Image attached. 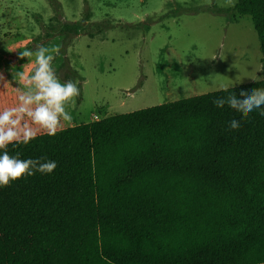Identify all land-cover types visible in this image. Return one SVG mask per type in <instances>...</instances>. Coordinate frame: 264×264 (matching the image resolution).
I'll return each instance as SVG.
<instances>
[{"label":"trees","instance_id":"1","mask_svg":"<svg viewBox=\"0 0 264 264\" xmlns=\"http://www.w3.org/2000/svg\"><path fill=\"white\" fill-rule=\"evenodd\" d=\"M233 11L250 17L264 68V0ZM256 87L264 79L9 145L57 168L0 186V264H264V108L244 119L213 103ZM17 103L0 83V111Z\"/></svg>","mask_w":264,"mask_h":264},{"label":"rangeland","instance_id":"2","mask_svg":"<svg viewBox=\"0 0 264 264\" xmlns=\"http://www.w3.org/2000/svg\"><path fill=\"white\" fill-rule=\"evenodd\" d=\"M234 6L225 0H0V73L7 80L0 83L18 94L24 84L15 73L36 67L35 56L21 60L19 51L58 48L57 75L79 87L66 105L73 119L62 121L64 129L256 82L264 78L259 42L250 17ZM177 72L194 82L178 81Z\"/></svg>","mask_w":264,"mask_h":264},{"label":"clouds","instance_id":"3","mask_svg":"<svg viewBox=\"0 0 264 264\" xmlns=\"http://www.w3.org/2000/svg\"><path fill=\"white\" fill-rule=\"evenodd\" d=\"M235 2L225 0L226 6H234ZM58 53V48L50 49L42 44L37 45L35 50L18 53L21 60L35 56L36 67L30 73L22 70L15 73V78L24 84V87L16 88L18 103L0 111V151L3 153L0 154V186H9L10 182L36 173L51 174L57 168V162L46 157L21 159L19 152L9 155L7 147L13 144L27 145L41 132L54 137L62 127V121L73 119L66 105L79 95L78 82L61 81L53 67L55 54ZM261 79L264 78L257 76L252 80L258 83ZM0 81H7L2 73ZM213 103L217 108L227 105L247 119L255 110L264 108V87L242 90L239 98L231 91L227 96L217 97ZM260 115H264V111ZM229 127L238 130L241 121L233 119Z\"/></svg>","mask_w":264,"mask_h":264},{"label":"crops","instance_id":"4","mask_svg":"<svg viewBox=\"0 0 264 264\" xmlns=\"http://www.w3.org/2000/svg\"><path fill=\"white\" fill-rule=\"evenodd\" d=\"M172 77L169 76V80H168V83H170L171 85H173L172 82H171L172 81ZM175 77L178 79V81H183V80H186L187 77L189 78V75H185L183 72H181V73L177 72V73H175ZM189 80H190V82H194V80L191 79V78H189ZM194 85H195V83H194ZM199 95H202V94H199ZM194 96H198V95L194 94L191 97H194Z\"/></svg>","mask_w":264,"mask_h":264}]
</instances>
